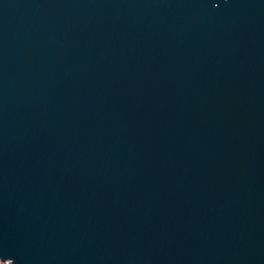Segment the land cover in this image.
<instances>
[{"label":"water","instance_id":"water-1","mask_svg":"<svg viewBox=\"0 0 264 264\" xmlns=\"http://www.w3.org/2000/svg\"><path fill=\"white\" fill-rule=\"evenodd\" d=\"M0 258L264 264V0H0Z\"/></svg>","mask_w":264,"mask_h":264},{"label":"rangeland","instance_id":"rangeland-1","mask_svg":"<svg viewBox=\"0 0 264 264\" xmlns=\"http://www.w3.org/2000/svg\"><path fill=\"white\" fill-rule=\"evenodd\" d=\"M10 260H7L6 262L5 261H3L1 258H0V264H10Z\"/></svg>","mask_w":264,"mask_h":264}]
</instances>
